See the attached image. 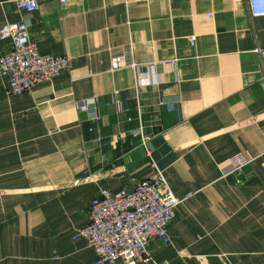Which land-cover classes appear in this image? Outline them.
I'll use <instances>...</instances> for the list:
<instances>
[{
	"label": "crops",
	"instance_id": "0c3cea01",
	"mask_svg": "<svg viewBox=\"0 0 264 264\" xmlns=\"http://www.w3.org/2000/svg\"><path fill=\"white\" fill-rule=\"evenodd\" d=\"M36 2L0 0V26L25 19L37 50L68 66L15 94L0 73V264H90L94 249L72 236L90 198L154 165L183 197L169 240L147 241L155 263L264 264V14L249 0ZM10 42L0 37V51ZM126 44L135 94L132 67L109 66ZM114 92L118 110L106 104ZM91 95L96 121L75 104ZM139 117L149 155L129 132ZM235 151L249 160L222 173Z\"/></svg>",
	"mask_w": 264,
	"mask_h": 264
},
{
	"label": "built area",
	"instance_id": "2783aa9c",
	"mask_svg": "<svg viewBox=\"0 0 264 264\" xmlns=\"http://www.w3.org/2000/svg\"><path fill=\"white\" fill-rule=\"evenodd\" d=\"M17 9L32 10L37 6L36 0H14ZM63 2L64 0H59ZM127 3L129 0H122ZM248 11L251 15L264 14V0H249ZM11 37L7 48L0 51V73L6 78L7 93L15 94L30 89L33 84L58 75L68 66L66 54L53 55L37 50L36 41L31 35L28 22L23 20H7L0 26V37ZM194 35L187 36L192 44ZM260 63V78L264 79V47L256 46ZM173 60L169 59L171 63ZM137 63L131 54L129 44L123 51L109 56L110 68L123 65L132 67L134 73V94L140 86L137 78ZM111 102L116 110L119 109L121 99L114 92ZM95 97L75 99L76 108L89 110L93 120L99 119L95 112ZM165 103L157 97L156 104ZM138 125L129 130L137 137L138 143L145 148L152 134L142 129L140 117ZM92 125L87 126L91 130ZM249 157L240 151L227 156L226 172L238 173L247 163ZM130 187L117 190L100 188L89 200V219L75 229L73 237L82 236L85 243L94 249L95 257L90 264H158L149 254L147 241L151 237H158L163 242L169 240L166 226L174 216V208L182 196H175L164 180L161 168L154 165L152 172L142 178L130 179Z\"/></svg>",
	"mask_w": 264,
	"mask_h": 264
}]
</instances>
